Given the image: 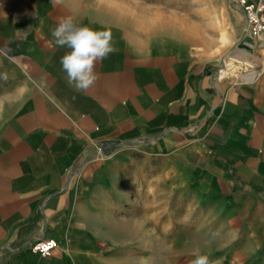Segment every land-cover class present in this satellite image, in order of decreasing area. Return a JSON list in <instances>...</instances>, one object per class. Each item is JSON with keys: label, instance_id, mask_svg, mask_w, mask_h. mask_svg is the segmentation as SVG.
I'll return each mask as SVG.
<instances>
[{"label": "crops", "instance_id": "0c3cea01", "mask_svg": "<svg viewBox=\"0 0 264 264\" xmlns=\"http://www.w3.org/2000/svg\"><path fill=\"white\" fill-rule=\"evenodd\" d=\"M67 17L103 30L62 0H0V264H163V244L170 264H264V74L219 81L189 49L112 38L77 92L51 34ZM133 165L155 192H114Z\"/></svg>", "mask_w": 264, "mask_h": 264}, {"label": "rangeland", "instance_id": "374dc122", "mask_svg": "<svg viewBox=\"0 0 264 264\" xmlns=\"http://www.w3.org/2000/svg\"><path fill=\"white\" fill-rule=\"evenodd\" d=\"M24 0H19L22 2ZM97 22L100 29L110 30L112 38L134 49L156 50L160 48L189 49L196 56L207 60L210 71L218 77L226 63L235 65V71H226L219 81H241L235 76L244 70H260L264 74V46L254 44L252 50L240 45L241 37L234 40L233 18L226 0H62ZM224 30L227 41L221 43L219 35ZM237 49L258 58L253 67H240V63L228 59ZM228 72V73H227ZM229 74V75H228ZM233 75V76H232ZM240 77V76H237ZM137 165L120 174L114 192H155L154 179H140ZM128 196V203L138 204L139 198ZM165 217V216H164ZM165 219V218H164ZM169 237V233L165 237ZM168 239V238H167ZM165 243V240H164ZM149 247V246H148ZM182 246L180 245V249ZM149 253V252H148ZM169 245L163 244V264H170ZM147 264H155L148 260ZM157 264H160L158 262Z\"/></svg>", "mask_w": 264, "mask_h": 264}, {"label": "clouds", "instance_id": "9594fccd", "mask_svg": "<svg viewBox=\"0 0 264 264\" xmlns=\"http://www.w3.org/2000/svg\"><path fill=\"white\" fill-rule=\"evenodd\" d=\"M56 2L59 3V0ZM51 34L57 46L70 50L60 60L62 69L66 73L67 84L77 92H86L98 78L94 71L96 63L106 59L115 51L111 31L76 26L72 18L67 17L52 29ZM193 255L195 259L191 264H210L208 255L201 254L199 248L194 249Z\"/></svg>", "mask_w": 264, "mask_h": 264}, {"label": "built area", "instance_id": "2783aa9c", "mask_svg": "<svg viewBox=\"0 0 264 264\" xmlns=\"http://www.w3.org/2000/svg\"><path fill=\"white\" fill-rule=\"evenodd\" d=\"M236 7L244 14V28L240 45L245 50H252L255 45L264 46V0H236ZM243 37L248 40L244 41ZM262 73L255 76L256 80ZM54 239H37L29 244L32 252L47 256L57 246Z\"/></svg>", "mask_w": 264, "mask_h": 264}, {"label": "bare ground", "instance_id": "6f19581e", "mask_svg": "<svg viewBox=\"0 0 264 264\" xmlns=\"http://www.w3.org/2000/svg\"><path fill=\"white\" fill-rule=\"evenodd\" d=\"M219 40L221 43H224L225 41H227V34L224 30L221 31V33L219 35ZM238 48H242V47H238ZM228 59L240 63L242 67H246V66L253 67V65L255 64L254 61H257L256 55L247 53L246 51H244L242 49L235 50L228 57ZM226 65L228 66L227 69H220L219 70L218 78H221L223 75L226 76L225 74H226L227 70L231 69L233 72L235 71V68H236L235 65H233L230 62L226 63ZM258 74H260V73L256 72L255 70L250 69V70H244L242 72H239L236 76L243 77L246 80H250V79L252 80Z\"/></svg>", "mask_w": 264, "mask_h": 264}, {"label": "water", "instance_id": "95a60500", "mask_svg": "<svg viewBox=\"0 0 264 264\" xmlns=\"http://www.w3.org/2000/svg\"><path fill=\"white\" fill-rule=\"evenodd\" d=\"M243 40H244V41H247L248 39H247L246 37H243Z\"/></svg>", "mask_w": 264, "mask_h": 264}]
</instances>
